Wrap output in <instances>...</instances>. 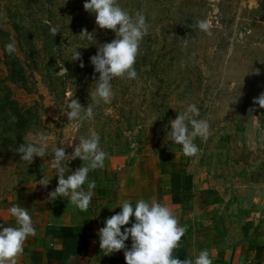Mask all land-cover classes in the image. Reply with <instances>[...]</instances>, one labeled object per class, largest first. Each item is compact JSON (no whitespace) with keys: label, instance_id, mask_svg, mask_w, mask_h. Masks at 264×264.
Returning <instances> with one entry per match:
<instances>
[{"label":"rangeland","instance_id":"rangeland-1","mask_svg":"<svg viewBox=\"0 0 264 264\" xmlns=\"http://www.w3.org/2000/svg\"><path fill=\"white\" fill-rule=\"evenodd\" d=\"M85 2L0 0V216L48 198L56 182L53 149L71 154L94 131L107 159L158 168L186 183L206 239L264 263V109L253 104L264 93V0H117L149 25L134 65L138 75L114 79L111 103L76 123L65 114L69 99L87 108L95 90L90 57L116 39L96 25ZM200 20L211 35L195 27ZM84 28L96 43L79 36ZM13 40L17 51L9 55L5 45ZM74 49L84 68L71 60ZM62 65L67 76L59 75ZM189 104L210 124L208 139L196 137L199 151L190 157L166 137L170 120ZM37 132L49 137L47 152L29 164L15 149ZM43 177L51 179L47 188L36 185Z\"/></svg>","mask_w":264,"mask_h":264},{"label":"clouds","instance_id":"clouds-1","mask_svg":"<svg viewBox=\"0 0 264 264\" xmlns=\"http://www.w3.org/2000/svg\"><path fill=\"white\" fill-rule=\"evenodd\" d=\"M84 10L95 14L96 25L100 29L111 30L116 39L110 43L97 46V52L90 57L94 66L95 90L90 91V103L87 108L82 107L77 99H69L65 112L70 122L80 123L94 118V107L100 103H111L114 98L112 82L114 79L123 78L134 80L137 78L135 63L143 38L148 34L149 25L142 12H137L135 17L122 9L117 0H87L83 5ZM196 28L211 35L210 25L207 20L197 21ZM53 36L58 34L55 27L50 29ZM81 37L94 41L93 33L86 28L81 30ZM96 43V42H95ZM188 41L185 39V44ZM5 51L12 55L17 51L15 41L5 45ZM72 61H80L79 66L84 68L82 54L78 49L72 51ZM63 76H67V69L61 66ZM95 73L99 74L98 80ZM254 105L264 109V93L253 100ZM254 108L249 109L251 114ZM200 112L195 104H189L185 111L177 114L170 120L171 131L167 139L182 146L185 156H194L199 149L194 144V139L200 137L206 141L210 135V124L207 120L197 119ZM256 119L254 116L251 117ZM15 117L11 122H15ZM49 137L43 132H37L31 140L24 139L15 151L20 154L21 160L29 164L34 157L44 158L47 152ZM69 147L72 143L68 144ZM107 153L100 147V136L92 132L89 137H80L79 143L71 154H66L64 147L53 149L50 167L56 170L58 176L57 187L48 193V202L57 198H67L69 202L81 211H86L94 195L96 183L89 181L90 171L104 167ZM79 158L83 164L70 175L67 166L70 161ZM51 179L43 177L36 180V185L47 188ZM87 184L85 189L84 185ZM36 187V186H35ZM121 211L112 215L105 221V226L98 232L100 249L104 255L124 251L125 264H213L210 251L201 250L193 259L186 258L181 261L174 256V251L179 248L182 237L187 232V226H180L179 221L171 209L158 202L155 197L151 202L139 199L135 206L128 200L119 206ZM16 221V227H3L0 225V264H17V259L24 252L25 242L29 237L37 235L29 211L18 205L7 210ZM134 217L135 222L131 227H124ZM124 229L123 232L121 229ZM131 237V248L126 250L125 241Z\"/></svg>","mask_w":264,"mask_h":264},{"label":"crops","instance_id":"crops-1","mask_svg":"<svg viewBox=\"0 0 264 264\" xmlns=\"http://www.w3.org/2000/svg\"><path fill=\"white\" fill-rule=\"evenodd\" d=\"M82 164V161H73L74 168H70L66 175ZM88 179L94 180L96 187L86 211H81L67 198H57L52 202L46 198L42 203L30 204L29 207L15 204L29 211L37 233L25 242L17 264H125L123 250L107 256L103 254L98 232L105 226L107 218L121 211L119 206L123 201L128 200L135 206L139 199L151 202L153 197L171 209L180 226H187L179 248L174 251V256L181 261L186 258L194 261L201 250L207 249L213 264H264L243 249H222L206 239L194 210H191L193 198L189 192H183L182 187L186 183H175L158 168L147 172L135 165L120 166L115 159L109 158L103 168L90 171ZM55 181L50 184V192L57 187L58 176ZM84 187L86 189L87 184ZM2 214L0 225L17 226L8 211ZM134 222L132 217L124 227H131ZM131 244L129 237L125 241L126 250L131 248Z\"/></svg>","mask_w":264,"mask_h":264},{"label":"water","instance_id":"water-1","mask_svg":"<svg viewBox=\"0 0 264 264\" xmlns=\"http://www.w3.org/2000/svg\"><path fill=\"white\" fill-rule=\"evenodd\" d=\"M62 73H59V75H61ZM69 168H74V165H73V161H70L67 165Z\"/></svg>","mask_w":264,"mask_h":264}]
</instances>
